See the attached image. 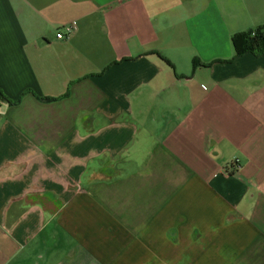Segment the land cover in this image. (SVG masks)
Masks as SVG:
<instances>
[{"label": "crops", "instance_id": "0c3cea01", "mask_svg": "<svg viewBox=\"0 0 264 264\" xmlns=\"http://www.w3.org/2000/svg\"><path fill=\"white\" fill-rule=\"evenodd\" d=\"M259 26L264 0H0V264H264Z\"/></svg>", "mask_w": 264, "mask_h": 264}, {"label": "trees", "instance_id": "16d2710c", "mask_svg": "<svg viewBox=\"0 0 264 264\" xmlns=\"http://www.w3.org/2000/svg\"><path fill=\"white\" fill-rule=\"evenodd\" d=\"M233 44L236 50V58L247 53L264 56V26H259L254 30L236 34L233 38ZM199 64L200 62L198 60L194 61L195 67H198ZM41 99L48 100V98ZM1 102H7L14 105L18 104L20 102V99L12 100L0 87V103Z\"/></svg>", "mask_w": 264, "mask_h": 264}, {"label": "built area", "instance_id": "2783aa9c", "mask_svg": "<svg viewBox=\"0 0 264 264\" xmlns=\"http://www.w3.org/2000/svg\"><path fill=\"white\" fill-rule=\"evenodd\" d=\"M76 27H77L76 22H73L72 24L65 26L62 31L58 32L57 34L58 39L69 37L71 34L74 33Z\"/></svg>", "mask_w": 264, "mask_h": 264}]
</instances>
